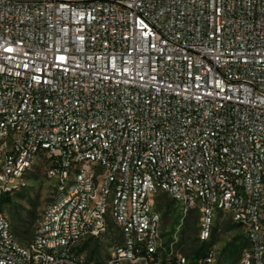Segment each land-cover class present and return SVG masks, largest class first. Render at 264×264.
<instances>
[{
	"label": "built area",
	"instance_id": "1",
	"mask_svg": "<svg viewBox=\"0 0 264 264\" xmlns=\"http://www.w3.org/2000/svg\"><path fill=\"white\" fill-rule=\"evenodd\" d=\"M38 161L55 190L23 242L2 198ZM163 195L264 264V0H0V264H219L165 238Z\"/></svg>",
	"mask_w": 264,
	"mask_h": 264
},
{
	"label": "rangeland",
	"instance_id": "2",
	"mask_svg": "<svg viewBox=\"0 0 264 264\" xmlns=\"http://www.w3.org/2000/svg\"><path fill=\"white\" fill-rule=\"evenodd\" d=\"M18 179L10 186H15ZM54 181L46 174L45 164L38 161L28 173L25 184L12 193V202L6 204L13 230L20 240L26 242L31 239L38 219L54 194ZM160 210L164 219V236L171 239L177 236V246L184 252L201 242L196 241L200 229V211L198 208L191 210L186 216L183 215L182 205L167 195H163L160 201ZM264 211V210H263ZM194 220V229L191 239L185 241L182 237L184 226L188 220ZM117 238L115 230H112L105 238H87L79 245V251L84 252L87 257L91 250L100 247L94 258L90 261L100 262L107 259L112 250L114 239ZM187 240V239H186ZM208 244H215L220 250L219 264H238L241 251L244 246V237L239 226L233 223L228 214L218 213L214 224L212 237ZM226 249V250H225Z\"/></svg>",
	"mask_w": 264,
	"mask_h": 264
},
{
	"label": "trees",
	"instance_id": "3",
	"mask_svg": "<svg viewBox=\"0 0 264 264\" xmlns=\"http://www.w3.org/2000/svg\"><path fill=\"white\" fill-rule=\"evenodd\" d=\"M11 195L12 194H5L2 198V202L4 204H9L12 202V198H11ZM194 220H188L186 225L184 226V230H183V233H182V237L185 238V243L186 241L190 240L191 239V233L193 232V225H194ZM238 226V225H237ZM172 239V238H171ZM187 239V240H186ZM196 241H199L198 240V237L196 239ZM208 247V242L204 241V242H201L198 246L194 245V247H191L189 250H188V253L189 255H193L194 257H204L206 255L205 251H206V248ZM180 248V247H178ZM100 249L99 246H97V249L96 247L93 248L91 250V252L89 253L88 255V259L89 261L92 260L94 258V256L96 255V253L98 252V250ZM182 249V248H180ZM226 250V249H225Z\"/></svg>",
	"mask_w": 264,
	"mask_h": 264
},
{
	"label": "snow or ice",
	"instance_id": "4",
	"mask_svg": "<svg viewBox=\"0 0 264 264\" xmlns=\"http://www.w3.org/2000/svg\"><path fill=\"white\" fill-rule=\"evenodd\" d=\"M10 50V49H9ZM61 59H63L62 57H61Z\"/></svg>",
	"mask_w": 264,
	"mask_h": 264
}]
</instances>
